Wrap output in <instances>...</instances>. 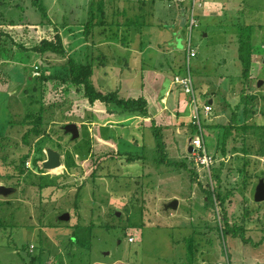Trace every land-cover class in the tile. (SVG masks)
<instances>
[{"label":"rangeland","instance_id":"rangeland-1","mask_svg":"<svg viewBox=\"0 0 264 264\" xmlns=\"http://www.w3.org/2000/svg\"><path fill=\"white\" fill-rule=\"evenodd\" d=\"M40 3L48 17L37 8ZM191 3L184 11L178 5L170 22L154 14L156 0H0V28L29 47L53 36V23L84 24L94 5L88 52L96 87H120L123 97L144 94L151 115L160 110L148 118L90 104L80 87L64 80V57L23 53L14 43L15 60L0 61V175L11 176L0 184L12 188L0 193V264H264V201L255 200L264 178V0H197L199 24L193 30ZM248 31L253 68L243 82L238 48L240 33ZM61 32L64 38L69 33ZM129 32L133 46L125 54L103 43H127ZM189 39L198 50L190 67L201 113L206 98L214 101L210 115L202 116L206 146L215 158L210 171L199 169L188 150L190 94L173 82L186 74ZM39 74L48 81L42 84ZM244 87L259 112L238 122L231 104ZM41 92L46 134L31 139V152L36 156L42 149L43 167L31 162L21 174L20 157L30 149L23 135L32 126L25 115ZM165 95L169 101L162 111ZM70 122L79 127L76 139L64 130ZM229 122L235 129L224 139ZM129 152L138 157L129 159ZM218 173L224 211L231 225L244 227L247 243L219 231L223 211L206 199ZM175 199L179 204L168 206ZM65 212L70 218L60 219Z\"/></svg>","mask_w":264,"mask_h":264},{"label":"trees","instance_id":"trees-1","mask_svg":"<svg viewBox=\"0 0 264 264\" xmlns=\"http://www.w3.org/2000/svg\"><path fill=\"white\" fill-rule=\"evenodd\" d=\"M37 1L38 0H33L34 3H36ZM36 6L40 11H42L45 17H48L47 8L44 3H40L38 5L36 4ZM93 6L94 5L91 6V13L88 17V20L84 24H80L75 27H72L70 25H63L62 27H59L58 24L53 23L54 35L44 36L39 40L37 44L30 47L26 46L23 42L15 43V39L13 38V36H11L5 29L0 28V61H3L4 57H8L13 61L15 60L16 50L13 47L14 43L21 48V51L23 53L32 51L35 55L39 56L44 55L46 52L59 54L65 59L64 67L66 76L64 80L66 81L67 79L71 84L80 87L84 96L87 98L90 104L101 102L105 105H112L122 112H140L146 117L150 116L149 99L144 94L137 97H123L120 95V87L115 90L106 92L101 91L96 87L93 80L95 65L90 59L88 52V47L90 46L89 39L92 38L94 28L96 27V19L94 18L95 14H92V12H94ZM180 7L183 11L185 10V8H188L183 4H181ZM107 23L108 22H102L101 24L108 25ZM129 25H131V23H129ZM131 26H129L128 29L131 30ZM61 29H66V31L69 32L68 34L66 33V38L63 37ZM134 30H136V28ZM131 32H129V38L127 39V41L129 42L131 41ZM67 40L70 42L68 43L69 46L66 43ZM125 40L126 39L123 37L122 41ZM111 46L113 45L110 44V47ZM69 49L73 50L71 51ZM238 57L241 62L242 72L240 78L244 82L250 79L253 68V53L251 46V35L249 31L240 33ZM58 77L59 76L57 75L55 76V78ZM36 79H38L42 84L48 81L47 76L44 74L37 75ZM242 89L243 91L241 92L240 100L236 102L233 101L231 104L233 109V118L238 120V122L243 120L248 121L259 112V107L256 99H252L251 96L245 95V87ZM210 100H213L212 97L206 98V103L213 104L214 101L210 102ZM32 103H34L35 105L31 106L29 108L30 110L25 115V121H28L27 123L32 124V126L23 135V141L25 144L30 146V149L26 154H23L20 157L18 170L21 174L27 171V169L30 167L31 162L33 168L42 170L43 167L42 162L44 157L42 155V152H40L42 151V149L38 147L39 154L34 156L31 152V139L35 137H41L42 135L46 134V130L43 126L45 117V94L42 93L41 97L39 98L37 96L32 101ZM239 111H242V118L240 119L238 118ZM190 119L191 121L189 124V129L193 133L192 136H194L196 133H198L199 127L193 122V118ZM228 124H230V122ZM203 127L204 125L202 120V128ZM233 129H235V126L233 124H230L229 129L224 133V139L228 137L229 132H233ZM155 137L158 142V149L162 150L163 142L160 133H157ZM220 150H222L223 154H225L226 150L224 147H221ZM116 153L118 154L119 151H116ZM217 153L219 152L217 151ZM119 154H122V152H120ZM128 155H130L129 159L131 160L138 157L137 154L131 152H129ZM160 159L163 160L162 156L160 157ZM223 164L224 162H220V166L219 168H217L219 172L221 171ZM182 165L187 166L185 160L182 161ZM243 166L247 167L245 164ZM218 170H216V172H218ZM10 177L11 176L0 175V181L1 179H9ZM206 199L208 202L215 201L216 206L219 208V210L223 211V223H221L219 231H223L224 234H230L240 237L246 243L250 241V239L246 238L245 236L244 227L242 225H231L228 219V214L226 213V211H224L226 196L222 192V177L220 173L215 175V186L212 189L206 190ZM262 240H264V237ZM71 241L73 242V239H71ZM32 260L35 261L36 257H33Z\"/></svg>","mask_w":264,"mask_h":264},{"label":"built area","instance_id":"built-area-1","mask_svg":"<svg viewBox=\"0 0 264 264\" xmlns=\"http://www.w3.org/2000/svg\"><path fill=\"white\" fill-rule=\"evenodd\" d=\"M197 0H192L191 3V10H190V29L193 30L194 27L198 26L199 20L197 17V13L195 11V5H196ZM198 6H202L201 3H198ZM198 54L197 47H195L191 40L189 39L186 47V55H187V71L186 74L184 75H176L173 82L175 84H180L182 87L185 89V91L190 94V99H191V105L193 108V122L197 124L199 127L198 133H196L194 136L190 138V143L193 146V152L192 155L194 158V162L196 166L200 169L203 170H208L210 171L213 164H214V156L208 151L206 142H205V136H204V131L202 128V116L210 115V113L213 110V105L212 103H204L203 111L204 114L201 113V106L199 105L198 102V96H197V91L195 88V82L193 79L191 67H190V61L192 58L196 57ZM50 264V263H49Z\"/></svg>","mask_w":264,"mask_h":264},{"label":"crops","instance_id":"crops-1","mask_svg":"<svg viewBox=\"0 0 264 264\" xmlns=\"http://www.w3.org/2000/svg\"><path fill=\"white\" fill-rule=\"evenodd\" d=\"M179 2V6L180 4H183L186 6L188 5L189 3V0H177ZM156 4L158 5V8L156 9V11L154 12V14L157 16L158 20L162 21V20H166V21H170V22H174L177 18V14L179 13V10H178V5L177 3L174 2V0H156ZM132 32H136V30L133 29ZM129 38V37H128ZM131 40V39H130ZM103 43H106L107 45L110 46L113 45L115 47H119L120 49H122L123 51V54H125V51L126 50H129L131 48V46H133V44L131 43V41H127V43H122V44H119V43H112V42H108V41H103ZM112 47V46H111ZM140 49V48H139ZM138 49V50H139ZM144 51V48H142ZM138 50H133L134 54L137 52V54H143V53H139ZM141 51V52H142ZM133 77L137 75L136 72H133ZM144 74V73H143ZM165 98V99H164ZM169 99H168V96L165 95L161 98V103L164 104L165 106L162 107V111L164 109H167V103H168ZM90 107H93L94 110H98L95 106L91 105ZM107 111H111L113 112L114 110L113 109H109ZM150 111V110H149ZM117 112V111H115ZM160 113V110L156 111L155 114H152L150 113V116H148V118H151V117H154L156 118V116Z\"/></svg>","mask_w":264,"mask_h":264},{"label":"water","instance_id":"water-1","mask_svg":"<svg viewBox=\"0 0 264 264\" xmlns=\"http://www.w3.org/2000/svg\"><path fill=\"white\" fill-rule=\"evenodd\" d=\"M261 83H262V80H259L258 85H260ZM212 101L213 100H210V102H212ZM64 130L67 133H71L73 139L78 138L80 135L79 127H78L77 123H74V122L67 123L64 126ZM188 150H189V152H192L193 146L189 145ZM11 190H12V188H9V187L4 186L3 184H0V193L8 194L9 192H11ZM255 200L258 202L264 201V178L260 179L259 184L256 188ZM178 204H179V200L175 199V200L171 201L168 206L176 207ZM119 213L120 212L118 211L117 214H119ZM69 218H70L69 212L63 213L60 217V219H62V220H68Z\"/></svg>","mask_w":264,"mask_h":264}]
</instances>
